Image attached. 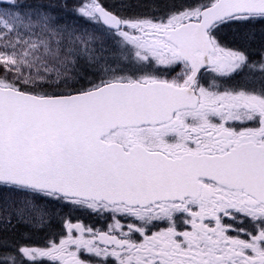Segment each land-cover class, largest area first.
Listing matches in <instances>:
<instances>
[{
	"label": "snow or ice",
	"instance_id": "1",
	"mask_svg": "<svg viewBox=\"0 0 264 264\" xmlns=\"http://www.w3.org/2000/svg\"><path fill=\"white\" fill-rule=\"evenodd\" d=\"M75 11L91 32H60L50 9L0 0V219L7 230L41 195L133 222L124 239L101 237L111 252L68 223L58 245L19 247V264H87L81 249L119 264H264V0L173 6L159 22L99 0ZM257 66L259 90L251 72L250 91L200 84L202 70L215 81ZM181 218L190 230H177ZM156 221L167 226L152 231ZM0 264H18L6 240Z\"/></svg>",
	"mask_w": 264,
	"mask_h": 264
},
{
	"label": "flooded vegetation",
	"instance_id": "2",
	"mask_svg": "<svg viewBox=\"0 0 264 264\" xmlns=\"http://www.w3.org/2000/svg\"><path fill=\"white\" fill-rule=\"evenodd\" d=\"M260 41H257L253 44V47L248 49V55L250 60H258L259 59V48ZM229 47H235V45L228 44ZM177 71L168 72L163 75L162 78H166L171 80L173 77L177 75ZM255 74V83L257 86V90H259V66L255 69L244 68L238 73L234 74V78H220L216 77L215 81L213 77L214 73L210 71L202 70V74L200 75V84L203 87H210L214 82L220 85V91L225 89L228 90H251V84L253 83V75L249 73ZM227 81V82H225ZM248 126H256L255 122H249ZM33 201L36 203V207L30 210L29 216L26 218L31 224L41 223L36 226V229L26 228V232L31 233L28 235L29 242L25 244L27 247L33 248H49L52 243H56L57 245L60 243L61 239H67L69 236L68 228L66 224L70 223L72 225L79 224L83 229V236L81 237V233L78 232L75 228L72 229L71 236L74 239H83L85 241H91L98 245L100 248H107L109 252L114 249V245L111 243H102L101 237L104 240H108L110 236H115L117 239H124L125 236L123 233H128L127 225L132 221V218L126 217L119 213L113 214L110 211L101 210L99 212H93L91 210H82L73 208L71 205L63 204L55 201L54 205L51 203V198L44 197L41 195L31 196ZM37 217V218H36ZM31 218H36L30 220ZM17 219V218H16ZM225 223H229L228 218H224ZM157 226L152 227V231H158L160 228L166 227V222L156 221L154 222ZM206 223H209L206 221ZM119 224L120 227H117ZM16 228L12 227V231L14 232ZM91 229V231H88ZM177 230L184 231L190 230V225H185L182 222V218L177 221ZM19 232L16 233L18 235ZM37 233V235H35ZM4 234V233H0ZM34 234V235H33ZM229 235L235 236L236 233L229 232ZM132 239L139 242L142 238L139 237L138 233H133ZM240 238H246L243 234L240 235ZM20 240V237H17L16 242ZM14 245V243H13ZM72 249H75V246H72ZM122 255H126L125 253H121ZM76 256L82 261H86L87 264H94L95 261L100 260L103 261L104 264H119V261L116 260L113 256L105 257H95L92 253H89L86 249H81L76 252ZM28 264V262H27ZM35 264H60L59 261H52L48 258L37 257Z\"/></svg>",
	"mask_w": 264,
	"mask_h": 264
},
{
	"label": "trees",
	"instance_id": "3",
	"mask_svg": "<svg viewBox=\"0 0 264 264\" xmlns=\"http://www.w3.org/2000/svg\"><path fill=\"white\" fill-rule=\"evenodd\" d=\"M20 2L32 4L45 10L50 9V14L54 17L52 26L60 32H72L74 36H83L85 31L91 32V29L95 26L92 22L81 16L79 12L75 11L82 3L88 4L91 0H20ZM99 2L109 10L117 12L118 14L125 16L135 14L158 20L166 19L167 12L173 9V6L177 9L194 7L207 4L210 0H129V2L140 4L141 6L134 11L125 10L122 13L114 7V5L120 3V0H99ZM57 38L62 39V37ZM77 43L79 44V41ZM0 75H2V72H0ZM30 234L25 231L19 232L18 235L14 234V232H8L0 234V241L6 240L8 245H12L17 237L21 238L24 235Z\"/></svg>",
	"mask_w": 264,
	"mask_h": 264
},
{
	"label": "rangeland",
	"instance_id": "4",
	"mask_svg": "<svg viewBox=\"0 0 264 264\" xmlns=\"http://www.w3.org/2000/svg\"><path fill=\"white\" fill-rule=\"evenodd\" d=\"M86 3H82L81 4V6L82 5H85ZM24 216L26 217V216H28V214H24ZM0 217H2V215H0ZM16 217L15 216H13L12 217V219H15ZM24 218V217H23ZM37 218V217H36ZM36 218H31L30 220L32 221V219H36ZM22 219V218H21ZM21 219H18L17 218V220L19 221V223H20V221H21ZM21 224L23 225V226H21V228H20V231H23L24 230V228H22V227H31V228H34V229H36V231H38V228L36 227V226H38V225H40L41 223H36V222H34V224H30V222H21ZM8 227H11V225L10 226H8ZM8 227H7V229H8ZM0 229L1 230H4L5 228H4V224H3V220L2 219H0ZM5 231V230H4ZM25 232H26V230H25ZM11 233V232H10ZM13 233V232H12ZM17 233V229H15V231H14V234H16ZM20 239H25V242H26V244H27V241H28V239H29V237H28V235H24L23 237H21ZM27 247V246H26ZM14 256H16L17 257V259H18V264H19V256H20V254L18 253V250L15 252V254H14ZM25 264H27V262H25Z\"/></svg>",
	"mask_w": 264,
	"mask_h": 264
}]
</instances>
